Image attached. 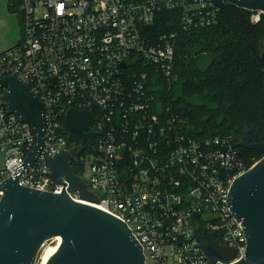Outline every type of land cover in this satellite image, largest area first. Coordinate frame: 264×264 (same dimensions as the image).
Wrapping results in <instances>:
<instances>
[{"label":"built area","instance_id":"built-area-1","mask_svg":"<svg viewBox=\"0 0 264 264\" xmlns=\"http://www.w3.org/2000/svg\"><path fill=\"white\" fill-rule=\"evenodd\" d=\"M9 4L22 35L0 52V78L16 74L29 84L45 126L43 145L23 170L36 136L7 110V88L0 87V183L18 175L19 185L61 193L48 160L68 151L69 162L84 167L93 204L128 226L146 264H212L200 241L213 242L230 258L216 263L240 260L245 233L226 199L234 179L253 166L246 165L241 140L190 134L187 120L161 102L157 90L161 81L175 79L179 32L214 24L217 7L210 0ZM68 108L91 114L94 129L71 132ZM222 168L241 173L222 180Z\"/></svg>","mask_w":264,"mask_h":264},{"label":"water","instance_id":"water-1","mask_svg":"<svg viewBox=\"0 0 264 264\" xmlns=\"http://www.w3.org/2000/svg\"><path fill=\"white\" fill-rule=\"evenodd\" d=\"M210 1L219 12L227 3L264 12V0ZM263 44L264 39L260 42L261 47ZM0 87L7 88L2 97L7 100V110L19 120L28 122L36 136L35 146L23 162L24 170L43 145L42 105L29 84L16 74L0 78ZM65 124L77 135L94 129L91 114L74 108L67 109ZM241 143L261 158L242 173L237 168L219 170L222 180L228 174L241 173L232 182L226 202L244 230L246 249L240 260L230 264H264V140L251 143L245 132ZM48 163L51 178L63 185L61 193L19 185L18 175L9 176L0 183V192H3L0 199V264H35L42 245L56 237H60L57 248L42 264H146L142 248L128 226L86 203H95L97 199L87 190L86 183L73 173L69 152L52 156ZM73 192L78 193V199L70 196ZM198 246L212 264L230 259L213 242L200 241Z\"/></svg>","mask_w":264,"mask_h":264},{"label":"trees","instance_id":"trees-1","mask_svg":"<svg viewBox=\"0 0 264 264\" xmlns=\"http://www.w3.org/2000/svg\"><path fill=\"white\" fill-rule=\"evenodd\" d=\"M263 39L264 25L251 22L249 10L232 4L219 12L214 24L180 31L175 79L169 85L159 83L160 101L187 120L186 128L194 136L231 134L241 140L247 132L251 143L263 141ZM253 153L241 148L245 159ZM70 163L75 176L83 180L84 167L73 159Z\"/></svg>","mask_w":264,"mask_h":264},{"label":"rangeland","instance_id":"rangeland-1","mask_svg":"<svg viewBox=\"0 0 264 264\" xmlns=\"http://www.w3.org/2000/svg\"><path fill=\"white\" fill-rule=\"evenodd\" d=\"M250 12L251 22L264 25V12L258 10H251ZM20 22L21 19L9 4V0H0V52L14 46L20 40ZM253 154L246 155V165H254L261 158L259 155ZM2 166V154H0V167ZM54 244L55 240H49L42 245L35 264H40L43 252ZM146 262L153 263L150 257H147Z\"/></svg>","mask_w":264,"mask_h":264},{"label":"bare ground","instance_id":"bare-ground-1","mask_svg":"<svg viewBox=\"0 0 264 264\" xmlns=\"http://www.w3.org/2000/svg\"><path fill=\"white\" fill-rule=\"evenodd\" d=\"M86 203L96 207V205H94L93 203H89V202H86ZM54 240H55V244L53 246L47 248L45 250V252H43L44 254L42 255L40 264H42V262L45 261L55 251V249L57 248V245L59 243L60 237H56Z\"/></svg>","mask_w":264,"mask_h":264},{"label":"flooded vegetation","instance_id":"flooded-vegetation-1","mask_svg":"<svg viewBox=\"0 0 264 264\" xmlns=\"http://www.w3.org/2000/svg\"><path fill=\"white\" fill-rule=\"evenodd\" d=\"M20 25H21V22H20ZM20 33H21V29H20ZM21 35H22V33H21Z\"/></svg>","mask_w":264,"mask_h":264}]
</instances>
